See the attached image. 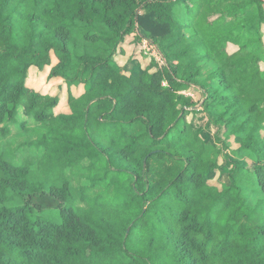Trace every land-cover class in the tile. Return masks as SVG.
<instances>
[{"label": "trees", "instance_id": "obj_1", "mask_svg": "<svg viewBox=\"0 0 264 264\" xmlns=\"http://www.w3.org/2000/svg\"><path fill=\"white\" fill-rule=\"evenodd\" d=\"M262 65L264 0H0V135L37 134L0 148V264H264Z\"/></svg>", "mask_w": 264, "mask_h": 264}, {"label": "rangeland", "instance_id": "obj_2", "mask_svg": "<svg viewBox=\"0 0 264 264\" xmlns=\"http://www.w3.org/2000/svg\"><path fill=\"white\" fill-rule=\"evenodd\" d=\"M132 37L129 36L126 40V42L124 43V48L126 49V51H123V53L121 54V56H117V64L119 67H123L124 64L127 61V56H129L130 54H133L135 59L136 57L139 59H136L139 63L136 62L135 65H130L128 67V70L132 71L133 73L136 72L138 73L139 69L144 68V66H146L149 63L150 59H154L158 57L159 51L156 49L155 46H153V50L156 51L154 52V57L152 55H150L149 53L145 54V52L142 49V45H141V51L137 52V46L132 44ZM235 48L229 49V50H234ZM125 52V53H124ZM155 60V59H154ZM55 61L53 60V63ZM129 62H127L126 64H128ZM130 64V63H129ZM262 67H264V65H262ZM209 69L210 66H204L203 67V71L205 74H207V76L210 74L209 73ZM49 69L45 68L42 71H38L35 68H31V70L29 71V78L27 81V86L36 91V92H40L42 94H48L51 95L53 97H58L59 98V104L58 107L55 111V113H63L65 111H67V105H66V99H67V95L69 94L70 90L67 88V86H65V83L62 81H52V80H47V74H48ZM72 95L74 96H79L82 93V87L79 86H75L72 88L71 92ZM192 94V93H191ZM196 97L199 98L198 94L196 95ZM21 114V113H20ZM23 117L20 118V120ZM199 126L202 128V134L203 136H206L207 139L209 140H213V137L217 131V129H213L210 128V126H204V124H199ZM35 128L36 126L34 125L33 122L29 121L26 126H25V131L24 129H18V128H14L12 130V133L9 134V137H1L0 135V148H4L6 150H8V144H13L12 146H20L21 140H25L28 143L33 142L36 138H37V134L35 133ZM37 130V129H36ZM216 130V131H215ZM208 140V141H209ZM212 142V141H211ZM214 146H216L214 144ZM217 148V146H216ZM31 148L28 146H25L22 148V152H18V155H27V153L29 152ZM224 156V155H223ZM6 157V156H5ZM8 160H11V157H6ZM221 162V161H220ZM220 171H221V175L219 177L214 175H211V178L213 179L211 183H214L215 185H218V181L220 180L223 183H229V179L227 177V169L229 168V165L227 163V159H224L223 164L220 167ZM87 185V182L85 180H79V181H75L73 182V185ZM79 188V187H76Z\"/></svg>", "mask_w": 264, "mask_h": 264}, {"label": "built area", "instance_id": "obj_3", "mask_svg": "<svg viewBox=\"0 0 264 264\" xmlns=\"http://www.w3.org/2000/svg\"><path fill=\"white\" fill-rule=\"evenodd\" d=\"M142 49L145 52V54L149 53L150 55H152L154 57L153 54L156 51L153 50V45L149 41L143 40ZM154 59L160 66H164L165 61H164V59L160 53L158 54V57L157 58L154 57ZM188 95H190V94H188Z\"/></svg>", "mask_w": 264, "mask_h": 264}, {"label": "water", "instance_id": "obj_4", "mask_svg": "<svg viewBox=\"0 0 264 264\" xmlns=\"http://www.w3.org/2000/svg\"><path fill=\"white\" fill-rule=\"evenodd\" d=\"M138 13H139V10L137 11L136 16L138 15Z\"/></svg>", "mask_w": 264, "mask_h": 264}]
</instances>
